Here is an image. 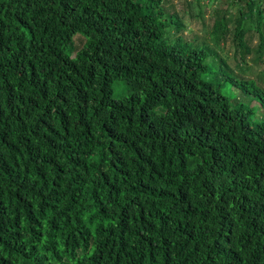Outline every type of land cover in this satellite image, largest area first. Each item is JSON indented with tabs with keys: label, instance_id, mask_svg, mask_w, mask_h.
Wrapping results in <instances>:
<instances>
[{
	"label": "trees",
	"instance_id": "1",
	"mask_svg": "<svg viewBox=\"0 0 264 264\" xmlns=\"http://www.w3.org/2000/svg\"><path fill=\"white\" fill-rule=\"evenodd\" d=\"M162 1L0 0V264H264V94Z\"/></svg>",
	"mask_w": 264,
	"mask_h": 264
},
{
	"label": "rangeland",
	"instance_id": "2",
	"mask_svg": "<svg viewBox=\"0 0 264 264\" xmlns=\"http://www.w3.org/2000/svg\"><path fill=\"white\" fill-rule=\"evenodd\" d=\"M253 3L264 7V0H253ZM162 5L168 14L177 17L181 26L177 31L169 27L166 32L169 38L181 37L183 40L204 43L232 73L253 81L264 94V43L259 55L256 54L261 27L256 25L254 16L247 17L245 0H163ZM237 20H241L240 29L247 49L243 62L235 46ZM224 21L223 27L214 26ZM259 110L255 108L257 117L262 115L263 110Z\"/></svg>",
	"mask_w": 264,
	"mask_h": 264
}]
</instances>
